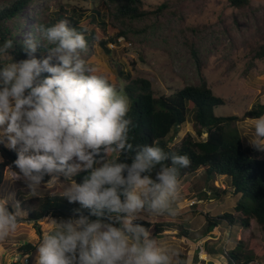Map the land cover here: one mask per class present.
Returning a JSON list of instances; mask_svg holds the SVG:
<instances>
[{
	"label": "clouds",
	"instance_id": "obj_1",
	"mask_svg": "<svg viewBox=\"0 0 264 264\" xmlns=\"http://www.w3.org/2000/svg\"><path fill=\"white\" fill-rule=\"evenodd\" d=\"M40 41L47 55L37 59ZM13 48L11 39L0 45V144L12 150L19 145L13 162L19 172L7 175L22 178L29 196L39 198L48 176L47 189H59L96 217H46L51 227L35 242L36 264H190L175 245L134 223L177 214L180 170L190 166L189 157L155 142H130L127 97L82 57L85 35L67 20L36 24L22 42L29 58L14 62ZM42 73L50 75L40 79ZM252 128L250 143L264 151V115ZM80 173L86 175L77 183L73 177ZM13 197L0 199V244L22 222L19 201L8 210ZM27 258L17 253L15 260Z\"/></svg>",
	"mask_w": 264,
	"mask_h": 264
},
{
	"label": "rangeland",
	"instance_id": "obj_2",
	"mask_svg": "<svg viewBox=\"0 0 264 264\" xmlns=\"http://www.w3.org/2000/svg\"><path fill=\"white\" fill-rule=\"evenodd\" d=\"M144 1L147 8L163 2H168L169 5L152 19H138L122 25L110 20L105 0H34L19 16L22 22L18 24L16 37L25 39L28 33H34L39 16L60 9L61 6L69 10L81 8L85 15H92L93 10H98L108 27L104 29L96 20L94 26L99 31L100 38L94 41L89 50L83 52L82 57L86 58L92 53V58L85 59L87 63L95 69L96 74L105 76L120 92L126 83L127 72L133 77L149 78L157 94H168L173 89L198 84L203 75L215 94L226 99L224 105L215 109L219 115L242 116L258 103L264 104V58H254L253 50L248 46L252 42L264 41V0H252L251 7L247 10L232 7L228 0ZM112 23L115 26L113 33ZM146 24V30L136 31L137 26L143 28ZM119 30L127 35L117 34ZM9 54L16 62L13 55ZM121 70L125 73L124 76L120 74ZM188 116V122L172 132L173 146L180 145L188 133L196 135L191 113ZM253 123L254 118H246L237 124L245 147H255L250 143L254 139ZM254 151L259 158H264V151L257 148ZM2 160L0 154V161ZM8 170L19 172V169L9 166L6 168L5 181L0 185V199L9 198L13 194L14 197L9 201L30 197V190L24 180L11 178L7 175ZM46 183L43 181L41 185L44 195H49L51 191L60 193L59 189H47ZM194 184L203 188L207 186L203 171L180 181L179 195L174 204L177 214L158 218L178 225L188 224L192 239L184 237L180 228L171 227L160 235L159 241L162 244L175 245L190 264H209L210 261L214 264L227 263L224 252L197 253V241L201 245L208 239L217 241L218 246L221 244L225 251H229L236 245L235 239L253 233L258 243L264 245V235L255 221L249 229H236L222 224L215 228L212 237L202 238L207 226L206 215L234 212V206L242 194L235 195L225 176L221 175L216 178L215 184L221 189L226 188L227 193L223 196L210 193L208 197L200 199L198 207H194V199L199 194L193 187ZM184 185H189V193L184 192ZM50 227L45 219L41 221L43 234ZM40 238L32 222H21L17 232L0 244V264H17L15 258L17 253L21 254V245L27 242L35 245ZM26 255L28 258L23 264H36L37 251ZM24 256L21 254L22 259ZM251 264H264V255Z\"/></svg>",
	"mask_w": 264,
	"mask_h": 264
},
{
	"label": "trees",
	"instance_id": "obj_3",
	"mask_svg": "<svg viewBox=\"0 0 264 264\" xmlns=\"http://www.w3.org/2000/svg\"><path fill=\"white\" fill-rule=\"evenodd\" d=\"M33 1L0 0V45L7 39L13 41L14 48L10 50V53L16 62L29 58L22 49L24 39L16 37V30L19 28L18 24L22 22L19 16ZM228 1L232 7L241 10L249 9L252 4V0ZM105 2L108 6L107 11L111 17L110 20L122 25L133 20L152 19L169 5L168 2H163L153 8H147L144 0H105ZM83 12L84 10L81 8L74 7L69 10L61 6L60 9L40 15L35 25L43 23L51 26L60 20H67L70 27L84 33L87 50H89L94 41L100 38V33L94 26L96 20L104 29L108 25L105 24L98 10H93L92 15H85ZM111 26L113 33L115 26L114 24ZM146 28L147 24L143 28L137 26L136 31H144ZM117 34L127 35L122 30H119ZM248 46L253 50L254 58H264V41L252 42ZM46 55L44 41H40L35 56L37 59H42ZM87 56L92 58L93 54L90 53ZM119 72L121 75H125L122 70ZM48 75L50 74L42 73L40 79ZM125 76L127 80L121 94L127 97L130 104L128 113V117L132 120L129 133L130 142L133 144H152L155 142L167 152L187 155L191 163L189 167L180 170V181L203 171L207 186L203 188L194 184L193 187L199 194L197 199H194L196 202L192 206L198 207L200 199L208 197L210 193L216 196H223L227 193L226 188L221 189L215 184L216 178L221 175L225 176L235 195L242 194L241 199L234 206V212L225 211L216 215H206L207 226L202 238L212 237L215 228L222 224L236 229H249L253 221L259 225L264 235V158H259L255 153L256 147L251 148L243 145L237 125L240 120L264 115V104L258 103L245 111L242 116L237 114L219 115L215 109L224 105L226 99L215 94L203 75L200 83L173 89L168 94H157L153 82L149 78L133 77L129 72ZM190 113L196 135L188 133L181 140L180 145L173 146L172 132L177 131L188 122ZM17 151L18 149L12 150L5 144H0V154L3 157V160L0 161V185L5 181L8 166L17 169L13 164L17 159ZM127 162L130 163L131 161ZM84 175L86 173H80L73 179L77 183H81ZM48 179L50 177L45 176L44 182H47ZM188 187L189 185L186 187L184 185V192L189 193ZM17 201H19L20 209L23 211L22 222H32L39 236L43 234L41 221L48 216L67 220L78 218L80 214H83L89 216L90 220L96 219L95 216L90 215L89 209L82 208L79 203H70L66 198L61 197L60 193H56L52 197L44 195L42 198L19 197L11 200L8 203L10 212L16 210L15 203ZM134 223L142 224L148 228L158 241L160 235L171 227L180 228L184 237L188 239L192 233L188 224L179 223L178 225L173 221H162L158 218L151 222L136 220ZM208 240L204 241L202 245L200 241H197V253L218 254L224 252L227 259L226 264H251L264 255V245L258 243L253 233L244 238L235 239L236 245L229 251H225L221 244L218 246L217 241ZM20 251L22 255H30L36 252V247L27 242L21 245ZM183 257L186 259L184 254Z\"/></svg>",
	"mask_w": 264,
	"mask_h": 264
},
{
	"label": "water",
	"instance_id": "obj_4",
	"mask_svg": "<svg viewBox=\"0 0 264 264\" xmlns=\"http://www.w3.org/2000/svg\"><path fill=\"white\" fill-rule=\"evenodd\" d=\"M209 264H214V262L213 261H210Z\"/></svg>",
	"mask_w": 264,
	"mask_h": 264
},
{
	"label": "built area",
	"instance_id": "obj_5",
	"mask_svg": "<svg viewBox=\"0 0 264 264\" xmlns=\"http://www.w3.org/2000/svg\"><path fill=\"white\" fill-rule=\"evenodd\" d=\"M123 38H124V37H123ZM15 262H16V260H15ZM15 262H14V263H15Z\"/></svg>",
	"mask_w": 264,
	"mask_h": 264
}]
</instances>
